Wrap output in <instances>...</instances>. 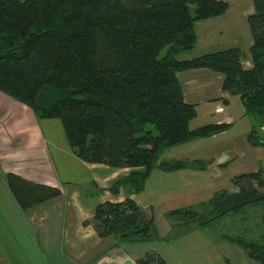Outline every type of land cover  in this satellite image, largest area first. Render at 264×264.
<instances>
[{
	"label": "trees",
	"instance_id": "16d2710c",
	"mask_svg": "<svg viewBox=\"0 0 264 264\" xmlns=\"http://www.w3.org/2000/svg\"><path fill=\"white\" fill-rule=\"evenodd\" d=\"M252 3L254 11L246 16L251 66L244 68L236 47L178 57L195 46L194 23L224 13L225 0H0V91L38 118H57L78 159L130 168L108 187L112 194L123 188L124 198L95 203L91 219L82 222L91 223L99 237L112 236L115 244L157 237L152 215L132 194L143 190L156 167L204 169L210 160L158 158L170 147L230 126L189 127L196 109L182 98L178 71L206 67L223 73L222 89L238 97L250 118L246 141L264 145V0ZM6 181L23 210L59 194L57 187L14 174H6ZM230 181L234 190L216 189L200 202L207 214L175 208L166 215L198 227L253 206L264 215V171L242 172ZM224 238L264 264V230L257 240ZM135 263L170 264L152 250Z\"/></svg>",
	"mask_w": 264,
	"mask_h": 264
},
{
	"label": "crops",
	"instance_id": "0c3cea01",
	"mask_svg": "<svg viewBox=\"0 0 264 264\" xmlns=\"http://www.w3.org/2000/svg\"><path fill=\"white\" fill-rule=\"evenodd\" d=\"M225 1L224 13L194 23L195 46L188 53L180 54L183 55L180 59L236 47L240 51L242 67L251 66V36L246 16L254 11L252 0ZM176 78L183 100L194 104L196 115L197 109L203 108L206 114L215 117L214 121L206 123H230L226 130L205 139H215L233 127L236 118L230 111V104L236 105L238 97L222 89L223 73L198 67L180 70ZM241 115L245 114L242 112ZM201 124L204 123L198 125ZM249 126L250 121L243 125L247 130L245 141ZM246 143L249 148H242L237 156L244 157L245 153L253 154L252 149L264 147ZM226 154L227 149L222 148L214 157L185 156L210 162L202 170H176L179 174L176 178L186 181L185 188L189 181L201 178V175L196 176L197 172L206 171L215 178L220 174V168L227 165L229 155ZM255 166L254 170L257 169ZM126 169L78 159L68 147L57 118H38L27 105L0 91V264H136L135 259L145 251H154L141 253L142 249H139L131 253L127 247H139L138 242L115 244L112 236L99 237L91 223H82L91 219L95 203L124 198L123 188L112 194L108 187L116 178L125 175ZM214 169L216 172H211ZM186 170L189 172L183 173ZM6 174L57 187L59 194L23 210L8 189ZM140 193L134 194L135 201L146 214L152 215V204L143 200ZM203 254L207 252L204 250ZM234 254L241 262L225 254L223 263L226 264V260L229 264H259L246 254Z\"/></svg>",
	"mask_w": 264,
	"mask_h": 264
},
{
	"label": "rangeland",
	"instance_id": "374dc122",
	"mask_svg": "<svg viewBox=\"0 0 264 264\" xmlns=\"http://www.w3.org/2000/svg\"><path fill=\"white\" fill-rule=\"evenodd\" d=\"M189 9L193 12L192 5ZM182 56L179 54L178 57ZM230 111L234 113L236 121L226 133L218 135L215 139L202 137L175 145L159 156L158 162L188 159L184 158L185 156L214 157L223 148L227 149L226 155H229V158L227 165L220 168V174L217 177L211 178V174L206 171L197 172L196 176L201 175V178L189 181L187 188H185L186 181L176 178L179 175L177 171L164 172L159 168H154L145 182L140 197L152 204L157 237L136 243L139 247L128 246L131 253H136L139 249H142L141 253L153 249L170 264H224L222 257L225 254L241 262L234 253L246 254L244 249L224 237L242 236L249 240H257L263 232L264 215L259 206L250 207L242 213L226 215L201 227H198L195 222L185 224L183 220L169 218L166 215L168 210L175 208H188L195 210L196 213L207 214L209 209L201 207L200 202L206 201L216 189L234 190L230 181L233 176L254 170V165L264 171V147L252 149L253 154L245 153L244 157L236 155L242 148L243 150L249 148L244 137L247 130L243 128V125L248 124L250 120L247 115H241L243 107L238 99L236 105L230 104ZM214 120L213 115L206 114L203 108H198L197 115L189 122V127ZM254 158L256 160L253 164ZM129 170L130 168L126 169V173ZM214 170L211 172H216V169ZM188 172L189 170H186L183 173ZM189 188L190 190L187 191L186 189ZM132 196L135 198L134 194ZM204 250L207 254H203ZM239 257L244 258L242 255Z\"/></svg>",
	"mask_w": 264,
	"mask_h": 264
}]
</instances>
